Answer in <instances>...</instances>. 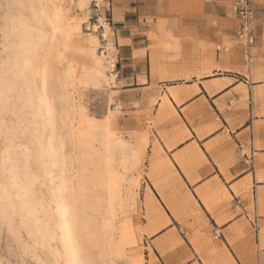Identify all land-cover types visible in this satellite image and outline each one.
<instances>
[{"label":"rangeland","instance_id":"rangeland-1","mask_svg":"<svg viewBox=\"0 0 264 264\" xmlns=\"http://www.w3.org/2000/svg\"><path fill=\"white\" fill-rule=\"evenodd\" d=\"M235 1L133 4L144 16V28H153L140 37L151 48L163 41L192 44L193 49L159 50L156 58L171 69L188 59L220 68L221 59L226 68L246 71L245 51L252 47L251 65L261 77L264 0H252L251 47L234 37ZM99 10L100 0H0V264H65L58 205L66 210L78 264H160L142 238L155 210L142 198L141 185L156 182L145 174L146 160L132 163L129 153L146 143L158 124L179 118L164 107L165 97L157 111L119 110L103 35L108 37L109 28ZM54 14L61 27L51 34L47 23ZM217 46L228 51L218 52ZM153 93L150 88L147 95ZM105 127L114 143L104 152L99 134ZM258 207L264 218V195ZM260 229L262 240L264 222Z\"/></svg>","mask_w":264,"mask_h":264},{"label":"crops","instance_id":"crops-1","mask_svg":"<svg viewBox=\"0 0 264 264\" xmlns=\"http://www.w3.org/2000/svg\"><path fill=\"white\" fill-rule=\"evenodd\" d=\"M133 2L100 0V19L109 28L108 37L103 35L110 80L119 89L114 103L124 113L143 114L148 107L157 111L165 97L164 107L179 118L158 124L132 150L146 160L145 174L156 182L141 185L142 198L155 210L142 238L160 264H264V218L258 215L264 195V75L254 73L252 47L245 51L246 71L226 68L221 59L215 60L220 68L188 59L171 69L156 58L159 50L193 49L192 44L163 41L151 48L141 36L153 28H144ZM150 88L154 93L147 95Z\"/></svg>","mask_w":264,"mask_h":264},{"label":"bare ground","instance_id":"bare-ground-1","mask_svg":"<svg viewBox=\"0 0 264 264\" xmlns=\"http://www.w3.org/2000/svg\"><path fill=\"white\" fill-rule=\"evenodd\" d=\"M42 11H43V9H42ZM46 11V10H45ZM42 14H43V12H41ZM47 13V12H46ZM55 13V12H54ZM39 15H40V13H38ZM39 15H38V17H39ZM44 15H45V13H44ZM55 15V14H54ZM53 15V18H49L48 19V23L47 24H49V26H50V28L48 29V30H50V32H51V34L55 31V30H58L57 28L58 27H61V26H57V24H58V20H57V16L55 15L54 16ZM49 17V16H48ZM50 17H52V16H50ZM22 18V17H21ZM40 19H41V17H39ZM38 18V19H39ZM47 19V18H46ZM22 20V19H21ZM42 21V20H41ZM43 22V21H42ZM47 22V20L45 21V23ZM20 23V22H19ZM24 24V23H23ZM43 25V24H42ZM46 26V25H45ZM48 26V25H47ZM48 26V27H49ZM43 27H44V25H43ZM23 31V30H22ZM31 31V30H30ZM44 31V30H43ZM55 33H56V31H55ZM50 35V34H49ZM51 36V35H50ZM20 38V37H19ZM30 38V37H29ZM30 40V39H29ZM28 40V41H29ZM18 43V42H17ZM19 45V44H18ZM24 48V47H23ZM22 50V49H21ZM22 52H25V51H22ZM26 53V52H25ZM20 54H22V53H20ZM27 54H29V53H27ZM17 55V54H16ZM26 55L24 54V57H25ZM31 56V55H30ZM32 57V56H31ZM34 57H35V54H34ZM28 58V57H27ZM27 58H25V59H27ZM27 60H30V59H27ZM25 63V62H24ZM32 63V62H31ZM36 64H37V62H35ZM27 65V64H26ZM34 65V64H33ZM44 68V67H43ZM29 69V68H28ZM38 69V68H37ZM33 70V69H32ZM34 70H36V69H34ZM28 71V70H27ZM31 71V70H30ZM37 71L38 70H36V73H37ZM99 71V70H98ZM32 72V71H31ZM39 72V71H38ZM36 73H34L35 75H36ZM40 73V72H39ZM96 73H97V71H96ZM99 73V72H98ZM40 74H42V73H40ZM44 74H45V72H44ZM43 74V75H44ZM31 75H33V73L31 74ZM39 75V74H38ZM42 75V76H43ZM40 77V78H43V77ZM28 77V76H27ZM29 79H31V78H29ZM32 80V79H31ZM43 80V79H42ZM33 81H34V83H35V80H34V77H33ZM32 81V82H33ZM26 82H27V80H26ZM26 82L24 81V83L26 84ZM31 82V81H30ZM30 82H28V83H30ZM40 82H41V80H40ZM34 83H32V85L34 84ZM24 84V85H25ZM29 85V84H28ZM35 85V84H34ZM41 86V88L43 87L42 86V84H40ZM27 86V85H26ZM36 87V86H35ZM34 87V88H35ZM28 88V87H27ZM30 88V87H29ZM26 89V88H25ZM36 89V88H35ZM37 89H39V88H37ZM36 89V90H37ZM44 89V88H43ZM27 90V89H26ZM34 90V89H33ZM35 90V91H36ZM29 91H31L30 89H29ZM42 91V89L40 90V92ZM28 92V91H27ZM26 92V93H27ZM32 92V91H31ZM30 92V93H31ZM44 92V91H43ZM43 92H41V94L43 93ZM33 93V92H32ZM31 93V94H32ZM29 94V93H28ZM28 94H26V95H28ZM31 94H29L30 96H31ZM34 94H36V93H34ZM28 95V96H29ZM33 95V94H32ZM37 95V94H36ZM43 95H45V94H43ZM38 96V95H37ZM40 96V95H39ZM38 96V97H39ZM36 97V96H35ZM46 97V96H45ZM39 98H41V97H39ZM33 99V98H32ZM29 100V99H28ZM33 100H37V99H33ZM39 100V99H38ZM44 100H45V98H44ZM30 101V100H29ZM35 101H33V102H35ZM43 101V100H42ZM27 102V101H26ZM39 102H41L40 100H39ZM48 102V101H47ZM44 103L45 102H43V104H40V105H42V107H43V105H44ZM30 104H32V103H30ZM46 104V103H45ZM46 106V105H45ZM46 107H48V106H46ZM45 108H43V110H44ZM46 111H48V110H46ZM46 111H44V112H46ZM47 114V113H46ZM48 115V114H47ZM99 136H100V139H99V141H100V143H101V145H102V148H103V151L105 152V151H108L109 149H111V147H112V144L114 143V141H113V139H112V137H111V135H110V133H109V130L108 129H106V127L102 130V132L99 134ZM47 144V143H46ZM48 145V144H47ZM48 146H50V144L48 145ZM48 146H46V147H48ZM51 147V146H50ZM48 149V148H47ZM40 150H41V148H40ZM51 150V149H50ZM43 151V150H42ZM47 152H49V151H47ZM42 153H44V152H42ZM48 154V153H47ZM46 155V154H45ZM42 157H44V155L42 154ZM129 160H130V162H132V163H136L137 161H138V159H137V157H136V155H135V153L134 152H132V151H130V153H129ZM127 161V160H126ZM65 212H66V210L64 209V207L62 206V205H58L57 206V214H58V220H59V223H60V225H61V235H62V243H64V245H65V253H66V260H65V264H78V261H77V258H76V253L74 252V247H73V243H72V240H71V238H70V236H69V229H68V225H67V223H66V220H65Z\"/></svg>","mask_w":264,"mask_h":264},{"label":"built area","instance_id":"built-area-1","mask_svg":"<svg viewBox=\"0 0 264 264\" xmlns=\"http://www.w3.org/2000/svg\"><path fill=\"white\" fill-rule=\"evenodd\" d=\"M234 11L238 20V25L234 31V37L246 47H251L254 43L253 19L254 11L252 0H236ZM251 168L254 169L253 156L249 157ZM257 227V225H255Z\"/></svg>","mask_w":264,"mask_h":264}]
</instances>
